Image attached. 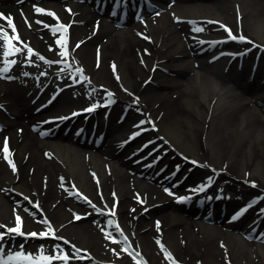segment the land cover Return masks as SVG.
<instances>
[{"label": "bare ground", "instance_id": "bare-ground-1", "mask_svg": "<svg viewBox=\"0 0 264 264\" xmlns=\"http://www.w3.org/2000/svg\"><path fill=\"white\" fill-rule=\"evenodd\" d=\"M29 1L0 0V14H12L23 38L30 40L39 52L50 55L56 49L52 45L57 44L55 38L61 28L49 33L45 25L59 22L49 15L51 9L57 10L61 20L71 23L70 30H66L68 37H60L64 45L59 51L70 49L76 64L88 76L86 90L81 84L71 86L63 89L57 99L71 109L101 106L99 90L114 89L120 113L117 106L110 111L104 108V114L96 111L97 128L93 127L92 117L87 119L86 115L71 121L81 122L85 130L90 129L89 133L96 130L100 132L97 136L103 132L107 135L100 146L81 141L75 134L76 127L68 130L64 125L47 122L46 111H34L37 105L29 102V93L46 95L52 85L63 83L66 76L52 75L55 68L36 59L30 62L26 52L16 55L17 62L12 67L6 65L8 57L0 47V115L5 121L0 130L3 230L16 227L19 216L24 233L42 231L45 226L35 219L45 215L64 243L76 248L73 253L63 246H33L40 251L50 249L53 254L76 257L82 255L77 249L84 248L100 260L139 264L117 242L125 236L129 248L140 252L148 264H264L263 229L257 230L262 238L252 239L255 231L250 230L248 222H230L225 216L218 220L221 209L229 212V217L237 215L231 210L237 199L214 201V208L210 207L213 203L207 202L214 220L206 210L201 214L196 210L197 200L189 207L172 202L177 192L186 188L196 189L202 198L214 193L211 191L219 186L207 176L209 169L229 182L236 181L222 184L224 190L217 193L232 191L241 199L264 193V98L246 85L251 80L250 57L255 50L247 52L238 67L239 56L233 57L235 48L222 55H218L225 49L221 46L200 52L199 40L216 34L196 30L203 27V22L225 19L235 26L240 24L251 37L252 43L245 47L257 41L264 43V0H179L164 14L133 19L123 26L117 24L108 9L103 11L97 5L98 0ZM37 8L43 11L37 12ZM3 33L9 39L14 33L4 14L0 17V43L5 44L8 39L3 38ZM22 60L26 61L23 68L26 67L17 68ZM258 60L257 76L264 73V52ZM8 66L11 70L6 73L3 69ZM37 70H46L52 77L45 89L28 78ZM134 107L143 109L151 117L154 131L167 140V146H173L170 155L177 152L161 175H141L139 164H132L138 155L128 158L135 146L122 150L117 146L120 135L130 125L128 118L120 119L121 113H130ZM6 108L11 116L5 113ZM5 140L7 154L3 150ZM185 173L186 179L178 184ZM163 174L174 178L161 179ZM205 175L211 183L201 192ZM71 190L106 210L114 209L115 221L102 222L103 215L96 208L77 202V195H67ZM115 200L119 201L118 206ZM19 201L21 204H17ZM34 202L40 204L39 210L31 208L27 212ZM7 233L9 237L15 235Z\"/></svg>", "mask_w": 264, "mask_h": 264}, {"label": "snow or ice", "instance_id": "snow-or-ice-1", "mask_svg": "<svg viewBox=\"0 0 264 264\" xmlns=\"http://www.w3.org/2000/svg\"><path fill=\"white\" fill-rule=\"evenodd\" d=\"M36 11H37V12H42L43 10L37 8ZM49 15H54V14L49 13ZM2 16H3V14H0V17H2ZM37 23H40V22L37 21ZM209 23H212V22L210 21ZM7 24L12 28V31H13V32H16V26H15V24L13 23L11 17H8V18H7ZM45 27H47V25H45ZM60 27H61L62 29H64L65 31L67 30L66 27H65L64 25H61ZM196 30H197V31H202L203 29H196ZM229 35L231 36L232 39H237V37L232 36L230 30H229ZM3 38H5V39H9L7 33H3ZM14 38H15L16 40H19V39H20L19 36H16V37H14ZM239 39L243 40V39H245V38H244V37H240ZM57 43H60V44L63 46V42H62V41H57ZM10 46H11V44H10ZM77 47H79V45H77ZM25 48H27V52H28V55H29V57H30V56L33 54V50H32L30 47H28L27 45H25ZM17 51H19V49H17ZM10 54H11L10 52L5 53L6 56H7V55H10ZM67 54H68L67 51L61 53L62 56H66ZM39 59L44 60L45 58H44L43 56H39ZM47 62H48V63H54V62H52V61H47ZM10 63L14 64L15 61H14V60H13V61H10ZM56 63H58V62H56ZM69 67H70V65H69ZM3 71H4V72H7V71H8V68H7V67L4 68ZM76 71H77V72H80L81 75L83 76V73H82V70H81V69L77 68ZM84 79H87V78L84 77ZM109 96H111V93H109ZM54 98H55V97H53V99H54ZM49 102H51V101H49ZM92 110H93V109H87L86 111H92ZM73 115H77V113H73ZM61 119H66V118H61ZM140 123L143 124L144 121H141ZM137 127H138V126H137ZM139 134H140V133H136L135 135H139ZM145 147H147V145H145ZM3 150H4V152H5L6 154L8 153V145H7V141H6V140H5V143H4V145H3ZM9 163L11 164V161H9ZM12 166H13V168H15V165H14V164H13ZM165 191H168V189H165ZM169 194L171 195L170 192H169ZM25 199H27V197H25ZM85 199H87V198L85 197ZM181 199H183V198H181ZM88 203L91 204V201H88ZM36 206L39 207L38 204H37ZM92 207L95 208V205H92ZM249 207H251V205H249ZM98 211H99V210H98ZM111 214H112V215H115V212L113 211ZM76 218H77V219H80L79 216H77ZM234 218H235V217H234ZM16 219H17V226L14 227V228L7 229V232H9V233H15V234H17V235H19V236H25V235H27V236H31V237H36L37 235H39V236H41V237H46V236H48L49 234H51V235L53 236V238L61 239V238H59V237H55V233H54V231L52 230L50 224H49V230H48V232H42V233H39V234L36 233V232L24 233V232L21 230V218H20L19 216H17ZM42 222H43V223H48V221H46V220H45V221H42ZM109 223H112V222L109 221ZM0 227H3V226L0 225ZM117 227H119V226H117ZM121 234H122V233H121ZM109 235H110V234H109ZM4 237H5V233H0V241H3V240H4ZM125 240H127V237H125ZM114 242H116V241H114ZM65 243H67V241H65ZM21 247H23V246H21ZM77 251H79V250L77 249ZM166 255H168V258H169V259H171V255H170V254H167V253H166ZM16 258H24V259H27V260H31V259H32L31 254H25V253H23V252H17V253H15V255H8L7 260L0 259V264H10V262L13 261V260H15ZM56 258H58V259H63V260H65V261H67V260L69 259V257L66 256V255H65V256H61V257H56ZM42 259H44V260H46V261H51V260L53 259V257H51V256H48V257H42Z\"/></svg>", "mask_w": 264, "mask_h": 264}, {"label": "rangeland", "instance_id": "rangeland-1", "mask_svg": "<svg viewBox=\"0 0 264 264\" xmlns=\"http://www.w3.org/2000/svg\"><path fill=\"white\" fill-rule=\"evenodd\" d=\"M250 61H251V59H250ZM57 106H58V107H63V106H64L63 101H61V102L58 101V103H56V107H57ZM147 217L150 218V217H151V213L147 214ZM83 222H86V221H83ZM45 242H46V241H45ZM45 242H44V243H45ZM36 244H38V243H36Z\"/></svg>", "mask_w": 264, "mask_h": 264}]
</instances>
